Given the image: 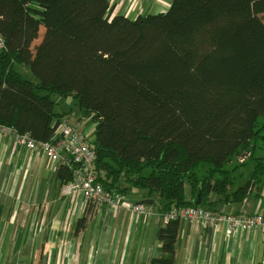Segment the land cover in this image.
<instances>
[{
  "label": "trees",
  "instance_id": "obj_1",
  "mask_svg": "<svg viewBox=\"0 0 264 264\" xmlns=\"http://www.w3.org/2000/svg\"><path fill=\"white\" fill-rule=\"evenodd\" d=\"M112 15L110 0H0V127L50 142L73 111L59 112L55 97L72 98L94 126L104 187L145 191L142 203L163 215L216 211L260 189L264 0H173L156 15ZM248 167L239 185L232 174ZM57 176L73 179L65 166ZM178 230L179 220L159 230L160 256L149 264H175Z\"/></svg>",
  "mask_w": 264,
  "mask_h": 264
},
{
  "label": "crops",
  "instance_id": "obj_2",
  "mask_svg": "<svg viewBox=\"0 0 264 264\" xmlns=\"http://www.w3.org/2000/svg\"><path fill=\"white\" fill-rule=\"evenodd\" d=\"M172 1L110 0L112 17L164 13ZM63 121L94 133L93 125L80 120L78 108ZM57 143L63 146L61 139ZM59 168L0 128V264H149L160 256L158 233L165 224L156 207L151 215H133L92 205L81 195L67 196V184L57 176ZM251 170L232 175L244 185ZM145 194L131 189L127 198L142 202ZM186 194L191 197L189 188ZM216 208L264 216V180L243 202ZM175 264H264V234L227 236L224 227L214 230L179 220Z\"/></svg>",
  "mask_w": 264,
  "mask_h": 264
},
{
  "label": "built area",
  "instance_id": "obj_3",
  "mask_svg": "<svg viewBox=\"0 0 264 264\" xmlns=\"http://www.w3.org/2000/svg\"><path fill=\"white\" fill-rule=\"evenodd\" d=\"M5 42L0 35V50ZM1 132L15 136L18 144L27 150L37 152L55 163L58 167H68L73 179L64 189L67 196L81 195L86 202L95 206H106L109 209H121L133 215L148 216L153 213V206L132 201L117 190H107L98 179L96 171V151L90 143L88 132L78 125L62 121L50 142H37L29 136H19L9 128L0 127ZM62 140L63 146L58 144ZM251 152L237 158L238 164H244L251 158ZM186 220L190 224H198L202 228L219 230L224 227L227 236L234 233L264 234V216L248 213H226L213 211L203 207L174 208L163 215V222Z\"/></svg>",
  "mask_w": 264,
  "mask_h": 264
},
{
  "label": "rangeland",
  "instance_id": "obj_4",
  "mask_svg": "<svg viewBox=\"0 0 264 264\" xmlns=\"http://www.w3.org/2000/svg\"><path fill=\"white\" fill-rule=\"evenodd\" d=\"M129 17V16H128ZM132 17V19H134L133 17H137V16H130ZM41 35H40V38L43 37V34H44V29L42 28L41 29ZM40 38H39V41L36 42V44H39L40 43ZM39 42V43H38ZM16 70L21 74V76L28 80V81H31V82H34V83H38V80L35 78V76L32 74L31 70L27 67H23V66H20V65H17L16 66ZM55 101L57 102L58 106H57V109L59 112L61 113H64V112H67V111H70V110H73V109H77L76 107V102L72 99V98H60V97H55ZM89 125H93L91 122H89ZM87 126V128H88ZM88 136H89V140L90 141H93L94 140V133L93 131L92 132H88ZM205 169H207V167L205 165H201L200 167V172L201 174H203L205 172ZM165 224V223H164ZM78 227V226H77Z\"/></svg>",
  "mask_w": 264,
  "mask_h": 264
},
{
  "label": "water",
  "instance_id": "obj_5",
  "mask_svg": "<svg viewBox=\"0 0 264 264\" xmlns=\"http://www.w3.org/2000/svg\"><path fill=\"white\" fill-rule=\"evenodd\" d=\"M201 203V194H198L196 204L199 205Z\"/></svg>",
  "mask_w": 264,
  "mask_h": 264
}]
</instances>
